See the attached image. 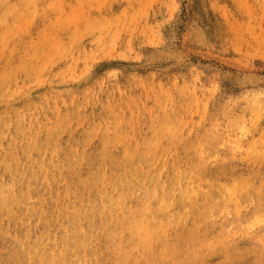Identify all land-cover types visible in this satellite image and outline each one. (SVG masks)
<instances>
[{
	"label": "rangeland",
	"instance_id": "rangeland-1",
	"mask_svg": "<svg viewBox=\"0 0 264 264\" xmlns=\"http://www.w3.org/2000/svg\"><path fill=\"white\" fill-rule=\"evenodd\" d=\"M0 264H264V0H0Z\"/></svg>",
	"mask_w": 264,
	"mask_h": 264
}]
</instances>
